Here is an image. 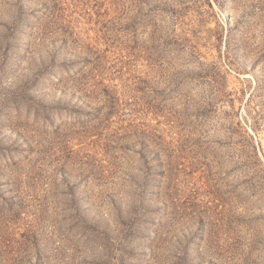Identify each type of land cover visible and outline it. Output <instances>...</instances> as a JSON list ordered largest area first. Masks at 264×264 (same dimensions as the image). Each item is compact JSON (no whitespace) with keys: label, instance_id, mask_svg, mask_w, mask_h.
<instances>
[{"label":"rangeland","instance_id":"obj_1","mask_svg":"<svg viewBox=\"0 0 264 264\" xmlns=\"http://www.w3.org/2000/svg\"><path fill=\"white\" fill-rule=\"evenodd\" d=\"M0 264H264V0H0Z\"/></svg>","mask_w":264,"mask_h":264}]
</instances>
